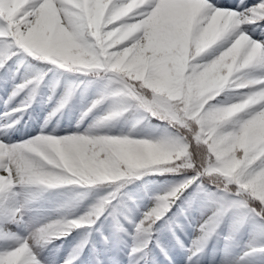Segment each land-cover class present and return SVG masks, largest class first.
Instances as JSON below:
<instances>
[{"label": "snow or ice", "instance_id": "snow-or-ice-1", "mask_svg": "<svg viewBox=\"0 0 264 264\" xmlns=\"http://www.w3.org/2000/svg\"><path fill=\"white\" fill-rule=\"evenodd\" d=\"M13 65V79L24 65L30 75L13 85L0 112V264H48L54 240L86 231L63 258V264H84L92 230L106 218L132 240L128 264H148L150 257L155 264L156 249L168 264H185L170 254L175 247L187 253L186 264H199L229 214L236 219L222 264L256 258L264 264V0H0V73L7 77ZM50 72L94 78L89 84L99 91L83 117L110 107L93 128L135 110L174 131L150 140L92 129L59 136L42 128L13 141ZM77 89H66L48 121L71 104ZM54 95L55 88L50 102ZM147 171L184 179L132 219L125 213L136 201L124 189ZM101 188L106 194L77 215ZM60 189L73 196L51 210L59 216L53 219L35 205ZM189 189L185 205L206 202L212 215L186 246L176 230L183 231L178 216L187 211L168 214ZM163 228L171 242L160 236ZM249 228L250 240L232 251L236 235ZM103 241L111 244L109 236ZM94 264H105L99 253ZM110 264H119L118 256Z\"/></svg>", "mask_w": 264, "mask_h": 264}, {"label": "rangeland", "instance_id": "rangeland-1", "mask_svg": "<svg viewBox=\"0 0 264 264\" xmlns=\"http://www.w3.org/2000/svg\"><path fill=\"white\" fill-rule=\"evenodd\" d=\"M223 2H229V0H223ZM12 85L9 82H0V112H3V100L7 99V93L11 89ZM48 88L43 87L41 90V96L38 104L35 107L28 108L27 112L22 113L23 119L19 126V131H17L13 136V141L19 139H28L30 136H35L40 133L41 129L44 128L49 134H56L59 136L69 135V134H79L82 131V124H77L76 120L79 115L77 108L71 107L62 110L53 119L48 121V108L50 101L47 99ZM82 95H77L76 100L82 99ZM225 96H221L220 99H225ZM24 100L22 94L17 97L13 106H18L20 102ZM75 100L73 98L72 102ZM71 102V103H72ZM48 121L47 125L45 122ZM57 124H56V123ZM79 125V127H77ZM61 190V189H60ZM60 190H51L48 195H45L42 201H38L35 207L42 211L44 215H50L53 219H58L59 216L56 215L51 210L58 207L60 204L64 203L65 200L61 196ZM187 211V217H183L190 222L191 228L182 236V241L186 246H190L192 241L196 240L200 235L199 227L212 215V207L206 202L198 201L190 207H185ZM235 219V217H232ZM233 223V222H232ZM230 220L227 222V226H231ZM219 230L216 234L209 239L204 252L201 254L199 259V264H222V260L225 254V249L228 246L226 240L220 237ZM240 236L247 239L251 238V229H245L241 231ZM97 236L99 239L98 245L103 247V254L100 255V259L105 261V264H110V260L113 256H118L119 264H128V257L126 255L125 249L120 246V233L116 232L114 225H108L104 228H99L97 230ZM103 236H109L111 240L110 245H105L103 241ZM74 240H70L63 247L55 250V253L49 258L48 264H63V258L67 255L68 251L74 244ZM234 252H239L238 249L231 248ZM95 253L92 252L89 257H82L84 264H94ZM178 257H183L185 264L187 253L180 254ZM261 258H256L254 264H259ZM204 262V263H203ZM155 264H168L162 254L157 251Z\"/></svg>", "mask_w": 264, "mask_h": 264}, {"label": "trees", "instance_id": "trees-1", "mask_svg": "<svg viewBox=\"0 0 264 264\" xmlns=\"http://www.w3.org/2000/svg\"><path fill=\"white\" fill-rule=\"evenodd\" d=\"M18 63L19 62H17V65ZM17 65L14 66H16L17 68ZM23 67L27 68L26 73L27 75H29L30 71L28 66L24 65ZM50 75L54 78V80L61 79L60 83H62L63 85H66L64 82L67 81V87L65 88V91L68 87L74 84L78 85V87L80 88V92L84 93L87 97L86 101L84 102L83 112L87 111L88 107L91 105V102L96 98V95L93 97L91 96V92L93 90H96L97 92L99 91V86L97 84H89V81L94 79L93 77H84V76H77L73 74L58 73V72H51ZM56 92L58 93V91ZM57 93H55L56 97H57ZM109 107L110 106L107 104L103 105L102 107L98 108L93 113H91L89 116H87L86 118L82 117V119H80L81 122L87 118L90 119V123L87 124L84 133L88 132L89 129H92V131L98 135H111L110 132L116 131L118 132V134L111 136H130L131 138H136V139L158 140L170 135L174 131L169 129L167 125L162 123L160 120L153 119L150 116H147V118H145L144 113L137 112L135 110L126 113L123 118L110 122L105 126L99 128H93V125L96 124L97 120L107 113ZM142 171H146V170H142ZM183 179H184L183 175L157 173L152 171H147V174L140 176L139 179L132 178L131 182L124 189V192L127 194H131L132 197L135 199L136 203L132 204L129 202L128 203L129 211L126 212L125 214L129 215V217L132 219H136V220L140 219L141 214L143 212L148 211L150 208H152L155 205L156 198L158 196L164 195L165 193L170 191L176 184H178ZM107 191H108L107 189L101 188L97 190L95 193H93V195L89 197L88 200L84 201L83 205L78 210L77 215L83 214L84 210L94 202V199L96 197L106 194ZM192 192L193 189H189L187 192L184 193L181 199L176 202L175 206L172 208V211L168 214L169 217H172L174 214L179 213L180 209L186 206L185 201L191 196ZM65 193L67 195V198L70 200L73 196V193L67 189ZM232 217H235L236 219L235 214H229L224 219L225 226L228 220H230V223L232 222L234 223L235 219H232ZM121 221L122 223H124L125 227L128 229L129 232L133 231V226L128 224L126 221H124L123 217H121ZM178 222L181 225H183V231H184L187 228V225L186 222L182 219L181 214L178 216ZM163 224L164 221H161L160 224L157 225V228H161ZM232 224L229 228L223 229V233L224 232L226 233V237H228L231 233ZM166 231L167 228H163V230L160 232V236L163 238V240H164V236H166L167 238L166 241L171 242L172 239L167 236V234L165 233ZM176 231H177V235L179 236L183 232L180 231L179 229H177ZM126 239L129 241L128 242L129 245H132L131 238L126 236ZM249 240L250 239H242L239 236V234H237L232 245L234 247L241 249L243 245L246 244Z\"/></svg>", "mask_w": 264, "mask_h": 264}, {"label": "bare ground", "instance_id": "bare-ground-1", "mask_svg": "<svg viewBox=\"0 0 264 264\" xmlns=\"http://www.w3.org/2000/svg\"><path fill=\"white\" fill-rule=\"evenodd\" d=\"M204 263V262H203Z\"/></svg>", "mask_w": 264, "mask_h": 264}]
</instances>
